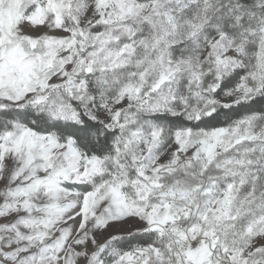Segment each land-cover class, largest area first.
Masks as SVG:
<instances>
[{
    "label": "snow or ice",
    "instance_id": "obj_1",
    "mask_svg": "<svg viewBox=\"0 0 264 264\" xmlns=\"http://www.w3.org/2000/svg\"><path fill=\"white\" fill-rule=\"evenodd\" d=\"M0 264H264V0H0Z\"/></svg>",
    "mask_w": 264,
    "mask_h": 264
}]
</instances>
